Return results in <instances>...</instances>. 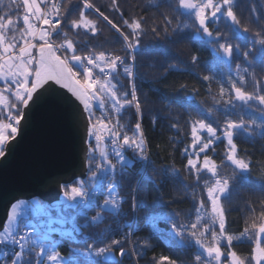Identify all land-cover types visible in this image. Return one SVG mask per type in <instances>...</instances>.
Here are the masks:
<instances>
[{"label":"snow or ice","instance_id":"obj_1","mask_svg":"<svg viewBox=\"0 0 264 264\" xmlns=\"http://www.w3.org/2000/svg\"><path fill=\"white\" fill-rule=\"evenodd\" d=\"M136 7L141 14L128 0H0V159L27 117L52 103L80 123L84 165V178L61 185L80 238L53 239L21 221V201L0 228V264H264V154L249 157L237 143L241 133L264 139V0L247 13L238 0ZM153 9L158 18L147 15ZM186 39L210 48L212 64L194 83L166 84L181 65L200 67L198 55L182 54ZM156 56L165 66L151 78L186 97L162 95L175 130L163 147L153 146L143 123L149 99L141 84L155 71L146 58ZM134 163L140 171L130 177ZM242 190L259 197L244 202L242 226L233 230L232 198ZM149 200L157 211L141 236L137 217ZM109 218L116 227L95 231ZM153 234L185 258L149 257ZM66 245L74 246L63 252Z\"/></svg>","mask_w":264,"mask_h":264},{"label":"water","instance_id":"obj_2","mask_svg":"<svg viewBox=\"0 0 264 264\" xmlns=\"http://www.w3.org/2000/svg\"><path fill=\"white\" fill-rule=\"evenodd\" d=\"M27 119V126L9 142L8 154L0 159V228L16 201L38 197L61 206L62 183L84 178L80 123L52 103Z\"/></svg>","mask_w":264,"mask_h":264},{"label":"trees","instance_id":"obj_3","mask_svg":"<svg viewBox=\"0 0 264 264\" xmlns=\"http://www.w3.org/2000/svg\"><path fill=\"white\" fill-rule=\"evenodd\" d=\"M99 4L107 3V0H97ZM143 0H128V4L132 5L135 11L138 14H141V9L136 7L138 3H142ZM162 2V0H161ZM255 3L256 6L259 8L261 7V0H238V6L243 10V12L247 13L248 7L250 4ZM127 9V6H126ZM164 7L160 8V11H165ZM147 15L149 17L156 16L158 18L159 13L156 12L154 9L152 11H148ZM106 37L109 35L107 31L104 34ZM193 35V34H192ZM191 39H186L184 41H189ZM154 43V42H153ZM213 60H200V67L196 69H192L190 66L185 68L184 65H181V71L179 73H172L169 75L166 84H172L175 81L181 82H192L196 81V73L207 74L206 67L211 66ZM146 63L155 66V71L152 72L149 76V79L145 80L141 84V88L144 92L148 93L149 103L146 106L145 115L143 117V123L146 128H151L150 139L153 142V146L160 145L161 147L164 146V141H166L170 136H172L175 132L174 129L170 128L169 120L171 119L170 116L163 110L164 104H167L168 101H164V104L161 103V98L163 94H168L169 96L174 97L176 100L183 101L186 97L182 93L173 92L170 88L165 85H162L152 79L153 75H159V72L162 69V66H165V61L156 60L154 57L146 58ZM191 73V74H190ZM172 108L174 112L182 111L179 109L177 103L172 104ZM155 120V125H152V121ZM237 143L239 145V149L242 154H247L249 157H253L259 159L264 154V139L260 136L250 137L247 133H241L237 137ZM177 150L179 151V146H177ZM245 150L246 153H245ZM164 158V153L159 152L153 156V159L156 161V166L159 167L161 160ZM179 167V164H177ZM129 176L131 177L134 173H138L140 171V165L138 163H134L133 166L127 169ZM165 190H171L170 185L165 186ZM259 197V193L251 194L247 191H240L238 194L234 195L232 198V224L231 227L233 230H238L242 226V216L244 214L245 209V201L247 200H256ZM186 207V206H185ZM55 208L56 212H59V209L62 211L60 213L64 214L65 216H72L75 210H65L64 206L61 205L60 207H53ZM156 209H154L151 205V200H149V207L144 211L138 214L137 219L140 223L141 236H147L148 233L152 229V224L150 221L147 220V216H152L156 214ZM83 223V218L80 216H76V225ZM52 224H55L53 222ZM73 225L72 221L65 224ZM45 226V225H44ZM44 226H42V231ZM109 227H116L115 224L111 222V218L108 219L106 223H103L99 226V228L95 229V231L100 232L103 231L105 228ZM156 227L160 230H166V226L163 222H158ZM76 233V238H80V234ZM67 239V238H64ZM150 243L154 246V251L149 252V257L153 254H158L163 252L165 255H176L180 258H185V251L180 248L169 249L167 246L163 244L162 241L159 240L158 237L153 234V238L151 239ZM74 245H66L61 250L63 252L67 251L68 247H73ZM240 251H247L246 247L241 246L239 249ZM191 255V253H188Z\"/></svg>","mask_w":264,"mask_h":264},{"label":"rangeland","instance_id":"obj_4","mask_svg":"<svg viewBox=\"0 0 264 264\" xmlns=\"http://www.w3.org/2000/svg\"><path fill=\"white\" fill-rule=\"evenodd\" d=\"M179 48L185 57H187L189 54H196L200 57L201 61L202 60H213L214 54L212 53L211 49L203 46L202 43L197 39L183 41L179 45ZM154 59L164 61V58L159 57V56L154 57ZM3 122L7 123L8 121L5 120ZM78 179H81V178L79 177L74 180H78ZM63 184L65 183H62V185ZM21 201H23L24 203L21 204L20 207L17 208V213L21 221H24L25 219L30 218L33 215H43L49 212V209H48L49 204L44 202L42 199L38 197L29 199V200H18L14 204H17ZM53 207H60V206H53ZM11 208L12 206L9 209V213L11 212ZM59 212H62V211L59 209ZM53 222H55V224H52ZM6 223H7V220L5 221V224ZM63 224L64 223L61 221H49L48 224L44 226L43 231L41 232H51L53 239H61V236H60L61 232L71 233L74 237H76V233H75L76 231L74 230V226L72 225L66 226Z\"/></svg>","mask_w":264,"mask_h":264},{"label":"built area","instance_id":"obj_5","mask_svg":"<svg viewBox=\"0 0 264 264\" xmlns=\"http://www.w3.org/2000/svg\"><path fill=\"white\" fill-rule=\"evenodd\" d=\"M49 212L43 215H33L30 218H27L28 221H31L37 226L39 231H42V226L47 225L49 221H61L64 224L72 221V217L76 215V211L72 216H65L60 212H56L53 206L48 205Z\"/></svg>","mask_w":264,"mask_h":264}]
</instances>
